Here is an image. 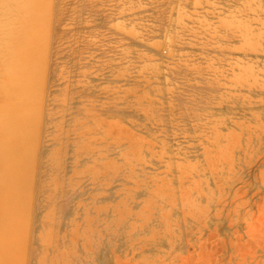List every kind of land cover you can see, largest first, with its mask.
I'll return each instance as SVG.
<instances>
[{"label": "rangeland", "instance_id": "obj_1", "mask_svg": "<svg viewBox=\"0 0 264 264\" xmlns=\"http://www.w3.org/2000/svg\"><path fill=\"white\" fill-rule=\"evenodd\" d=\"M7 54L100 117L75 264H264V0H0Z\"/></svg>", "mask_w": 264, "mask_h": 264}, {"label": "bare ground", "instance_id": "obj_2", "mask_svg": "<svg viewBox=\"0 0 264 264\" xmlns=\"http://www.w3.org/2000/svg\"><path fill=\"white\" fill-rule=\"evenodd\" d=\"M33 63L0 56V264H75L81 229H97L80 179H98L100 117L77 97L49 113Z\"/></svg>", "mask_w": 264, "mask_h": 264}]
</instances>
